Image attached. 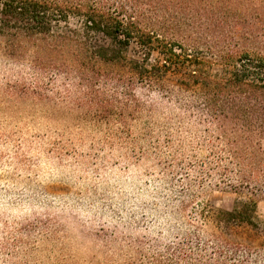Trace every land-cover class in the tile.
I'll return each mask as SVG.
<instances>
[{"label": "rangeland", "instance_id": "obj_1", "mask_svg": "<svg viewBox=\"0 0 264 264\" xmlns=\"http://www.w3.org/2000/svg\"><path fill=\"white\" fill-rule=\"evenodd\" d=\"M45 46L0 36V264H240L216 239L258 247L264 188L255 226L209 217L245 197L223 188L206 117L139 84V112L121 88L97 83L91 99ZM128 55L141 56L134 43Z\"/></svg>", "mask_w": 264, "mask_h": 264}, {"label": "trees", "instance_id": "obj_2", "mask_svg": "<svg viewBox=\"0 0 264 264\" xmlns=\"http://www.w3.org/2000/svg\"><path fill=\"white\" fill-rule=\"evenodd\" d=\"M0 36L68 55L91 99L100 96L97 83L121 88L139 112L141 100L127 93L139 84L184 113L206 117L221 146L223 188L245 197L209 217L256 225L255 197L264 188V0H0ZM133 43L139 58L128 55ZM213 63L218 73L208 70ZM173 71L180 75L172 88L166 79ZM215 243L240 264L264 257V240L254 248Z\"/></svg>", "mask_w": 264, "mask_h": 264}]
</instances>
